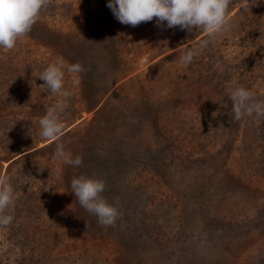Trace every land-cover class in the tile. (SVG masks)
Masks as SVG:
<instances>
[{
    "label": "rangeland",
    "instance_id": "obj_1",
    "mask_svg": "<svg viewBox=\"0 0 264 264\" xmlns=\"http://www.w3.org/2000/svg\"><path fill=\"white\" fill-rule=\"evenodd\" d=\"M108 2L50 0L25 38L0 48V175L16 182L0 264H264V148L244 136L264 116L236 120L229 103L238 86L264 99V0H233L229 30L212 37L156 18L123 25ZM57 57L84 71L65 70L71 96L52 141L39 120L64 98L39 75ZM202 124L219 136L197 140ZM57 143L82 164L56 159ZM82 175L106 182L114 226L72 193Z\"/></svg>",
    "mask_w": 264,
    "mask_h": 264
},
{
    "label": "clouds",
    "instance_id": "obj_2",
    "mask_svg": "<svg viewBox=\"0 0 264 264\" xmlns=\"http://www.w3.org/2000/svg\"><path fill=\"white\" fill-rule=\"evenodd\" d=\"M49 3L50 0H0V48L12 50L19 39L30 33L32 26L40 18L41 11L46 10ZM242 3H246L249 8L252 6L248 0H242ZM232 5L233 0H109L107 7L123 25L135 27L156 18L157 27L166 22L167 28L179 26L181 30L188 32L200 28L212 37L229 30ZM194 56L195 52L188 50L181 56L180 63L187 67ZM65 70L72 74L84 71L81 63L68 64L63 57H57L39 75V79L44 82L40 88L64 98L59 104L49 107L39 120L40 135L45 140L57 141L63 132L60 117L67 98L71 96V92L65 89ZM230 99L236 120L244 115L250 116L253 112L264 116V100L255 99V94L250 89L238 86L231 91ZM54 157L77 167L83 162L81 156L73 159L72 153L65 151L62 143L56 144ZM105 186L103 179L83 175L71 182L72 193L79 204L96 215L101 225L114 226L119 212L102 196ZM15 198L9 178L0 175V226H7L13 221L14 216L6 212L12 210Z\"/></svg>",
    "mask_w": 264,
    "mask_h": 264
},
{
    "label": "trees",
    "instance_id": "obj_3",
    "mask_svg": "<svg viewBox=\"0 0 264 264\" xmlns=\"http://www.w3.org/2000/svg\"><path fill=\"white\" fill-rule=\"evenodd\" d=\"M227 74H228V72H227ZM208 75L206 73V77ZM220 75H225V74H220L219 73V74H216L215 75L219 80L217 81V84H216V86L214 88H217L218 89L219 86L222 85L221 82H220ZM215 76H211V78H214ZM229 103L232 105L231 99L229 100ZM249 119H250L249 124L246 123L247 121H245L246 131H245V135L244 136L246 137L248 134H252V136L250 137L252 144L256 141V138H258V140H260V142L263 143V145H261V147L264 148V118L262 120H260L258 124H256V121L254 119H251V118H249ZM232 120L235 121V119H232ZM230 121L231 120H229L228 122H230ZM0 123H2L4 125V128L6 129L5 126L7 125L8 121H6V119H4V118H0ZM219 128H221V126L220 127H209L206 124H205V126H204V124H202L201 127H200V130H199V133L196 135V138H197V140H200V139H209V138L211 139V134L212 133H213V136H219L218 131H217ZM255 134L257 135V137H256ZM223 136H226L225 133L223 134ZM243 149H244V147H243ZM21 154H19V155H21ZM28 154H30V153H27V154H24V155L18 157L17 159L13 160L11 162V164H15L18 161V159H20L21 157H24V156H26ZM9 181H10V183H11L12 186H15V184H16L15 181H13L11 179ZM26 218H28V217H24L23 218L22 228L25 227L26 225H30L31 224V223H29L31 221L30 217L27 219L29 221L28 223L25 222V219ZM25 223H27V224L25 226H23Z\"/></svg>",
    "mask_w": 264,
    "mask_h": 264
}]
</instances>
